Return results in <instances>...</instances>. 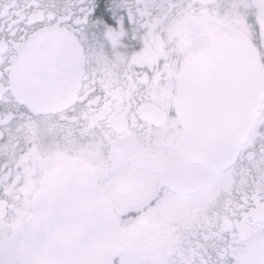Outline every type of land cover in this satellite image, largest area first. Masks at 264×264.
Wrapping results in <instances>:
<instances>
[{"label":"snow or ice","instance_id":"snow-or-ice-1","mask_svg":"<svg viewBox=\"0 0 264 264\" xmlns=\"http://www.w3.org/2000/svg\"><path fill=\"white\" fill-rule=\"evenodd\" d=\"M0 264H264V0H0Z\"/></svg>","mask_w":264,"mask_h":264}]
</instances>
